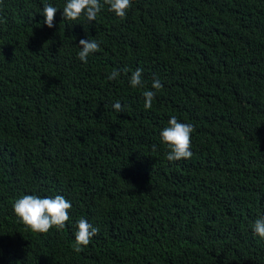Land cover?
Returning a JSON list of instances; mask_svg holds the SVG:
<instances>
[{
    "label": "trees",
    "instance_id": "16d2710c",
    "mask_svg": "<svg viewBox=\"0 0 264 264\" xmlns=\"http://www.w3.org/2000/svg\"><path fill=\"white\" fill-rule=\"evenodd\" d=\"M66 3L0 0V264H264V0H132L91 23ZM172 116L190 159L166 158ZM24 195L70 201L65 228L26 230ZM80 218L99 231L78 253Z\"/></svg>",
    "mask_w": 264,
    "mask_h": 264
},
{
    "label": "clouds",
    "instance_id": "9594fccd",
    "mask_svg": "<svg viewBox=\"0 0 264 264\" xmlns=\"http://www.w3.org/2000/svg\"><path fill=\"white\" fill-rule=\"evenodd\" d=\"M132 0H67L63 7L64 20L77 21L81 18L91 23L96 20L97 15L101 12L104 5L109 6V11L113 12L120 19H124L127 10L131 7ZM58 9L50 4L43 6L42 15L44 16L43 23L48 27H54V17ZM80 51L78 58L87 63L90 55L100 50V44L97 40L88 38L79 41ZM127 72V69L124 70ZM142 68H137L132 72L129 82L132 88H143L144 81L142 79ZM120 76V71L113 69L108 75V79L115 80ZM151 88L152 90H145L143 97L145 100V109H151L152 102L162 88L159 79H154ZM113 108L116 112H123V107L117 101ZM194 128L191 124L181 123L175 116H172L168 121V126L164 128L160 135L162 142L168 148L167 159L169 161L187 160L192 157L191 152V134ZM71 202L62 195H56L54 198H41L36 195H24L17 199L13 204V211L22 223L26 230H31L33 233L46 234L49 230L55 227L57 230H62L66 226V221L70 219L69 210L71 209ZM77 231L75 232L74 251L81 252L83 248L88 246L92 238L98 234L99 229L93 227L86 219L80 218L76 223ZM254 236L264 240V217L257 218L251 225Z\"/></svg>",
    "mask_w": 264,
    "mask_h": 264
}]
</instances>
